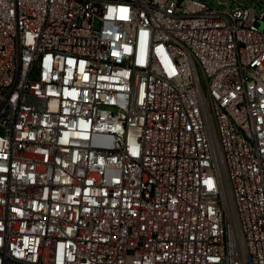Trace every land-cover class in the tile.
<instances>
[{"label":"built area","instance_id":"1","mask_svg":"<svg viewBox=\"0 0 264 264\" xmlns=\"http://www.w3.org/2000/svg\"><path fill=\"white\" fill-rule=\"evenodd\" d=\"M0 264H264V0H0Z\"/></svg>","mask_w":264,"mask_h":264}]
</instances>
